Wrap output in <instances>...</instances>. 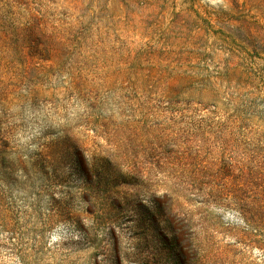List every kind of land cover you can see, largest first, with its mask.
<instances>
[{"label":"rangeland","instance_id":"1","mask_svg":"<svg viewBox=\"0 0 264 264\" xmlns=\"http://www.w3.org/2000/svg\"><path fill=\"white\" fill-rule=\"evenodd\" d=\"M0 264H264V0H0Z\"/></svg>","mask_w":264,"mask_h":264}]
</instances>
